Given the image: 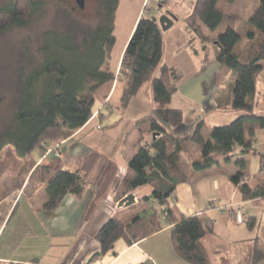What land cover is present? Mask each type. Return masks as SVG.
I'll list each match as a JSON object with an SVG mask.
<instances>
[{
    "label": "trees",
    "instance_id": "1",
    "mask_svg": "<svg viewBox=\"0 0 264 264\" xmlns=\"http://www.w3.org/2000/svg\"><path fill=\"white\" fill-rule=\"evenodd\" d=\"M96 1L94 27L75 24L70 25L69 33L44 32L36 58L29 61L32 67L26 73L23 69L19 72L13 116L0 128V202L11 192L10 181L3 175L15 171L17 162L31 157L33 151L50 152L81 128L93 115L95 92L115 78L110 62L118 0ZM236 1L195 0L184 20L191 50L199 53L195 46L198 40L204 52L203 64L211 56L218 66L212 90L215 109L242 111L227 124L213 125L208 134L204 133V119H194L170 105L178 88L175 74L163 62L161 28L152 19L156 16L146 14L147 10L138 18L118 67L117 77L124 81L119 108L125 109L143 91L151 100V111L134 122L138 139L118 195L138 193L139 201L151 199L154 205L135 211L138 201L121 218L107 219L95 234L100 254L111 251L118 239L131 245L171 225L170 236L179 257L189 264H211L201 239L212 232V222L202 213L176 214L169 202L176 186L189 182L193 173L210 169L219 157L229 161L235 156L257 155V176L264 177V152L254 146L257 132L264 128V116L259 112L264 93L258 78L264 69V0H250L256 4L252 12L249 4L243 12L235 11ZM39 6V1L15 0L1 7L0 30L25 26ZM77 31L82 35L79 39ZM243 38L246 43L235 50ZM202 91L209 93L205 81ZM191 123L192 128L183 130ZM187 142L199 148V158L184 149ZM235 164L237 170L230 181L239 187L242 199L264 200V181L250 186L244 160L238 158ZM29 170L25 188L32 185L35 172L39 174L36 181L44 186L46 199L41 209L56 208L65 195L83 194L84 171L53 169L43 163L31 164ZM244 224L251 230L257 227L254 217L245 218ZM263 260L264 245L255 236L239 264ZM220 264L229 261L222 258Z\"/></svg>",
    "mask_w": 264,
    "mask_h": 264
},
{
    "label": "crops",
    "instance_id": "2",
    "mask_svg": "<svg viewBox=\"0 0 264 264\" xmlns=\"http://www.w3.org/2000/svg\"><path fill=\"white\" fill-rule=\"evenodd\" d=\"M243 1V7L238 12H243L250 0ZM253 1L256 3V0ZM194 2L195 0H118L114 35L118 28L117 12L122 3L126 4L127 13L121 20L124 22V32L121 33L123 46L117 61L111 65L115 78L101 85L95 92L93 115L81 128L61 141L55 150L48 153L35 150L31 154L35 164L43 163L53 169H79L86 172L83 194L81 197L65 195L56 208L44 210L41 209L46 199L44 186L35 181V184L25 188L28 173L16 180L13 178L10 181L11 192L0 202V264H189L175 251L170 236L171 225H165L160 231L131 245L118 239L113 243L112 250L103 255H95L96 252L100 253L95 234L107 219L121 218L129 210V206H121L112 211L113 199H120L116 198L119 189V185H116L117 169L119 166L127 168V160L135 151L138 129L134 122L151 111L150 98L146 96L144 100L140 94L132 98L125 109L119 108L124 81L117 74L123 50L138 18L145 14V10L146 14L156 17L166 12L175 16L171 27L161 30L163 48L169 35H180L181 28L185 44L190 48L184 20L191 13ZM179 21L183 24L176 27ZM213 65L212 74H215L218 66L216 63ZM198 73L192 74L198 76ZM263 73L264 69L259 74V80H263ZM203 82L201 78L197 80L198 98L185 89L182 96L189 104L195 103L190 104L192 107L209 104L215 109L212 89L204 95ZM179 87L177 84V92ZM259 110L264 116V97ZM197 115L205 121L202 107L198 109ZM193 125L187 124L183 126V130L192 128ZM254 146L259 152H264V128L257 132ZM221 158L224 159L218 158L215 169L211 167L204 172H195L189 182L178 184L170 208L176 214L186 216L202 213L211 220L212 232L201 239L211 264H220L222 258H227L231 264L230 255H225L231 248L236 249L239 264L250 239L258 236L259 243L264 245V200H243L239 187L230 181V175L237 170V166L224 173L219 166ZM238 158L245 162L246 182L250 186L263 181L262 176H257V155L235 156V159ZM232 160L234 159L231 158L228 162ZM221 172L225 176H217ZM147 192L148 190H144L145 194ZM136 196L134 204L139 201L140 195L136 193ZM138 205L135 211L154 205V201H139ZM236 209L243 211L244 219L254 217L257 227L251 230L244 223H237ZM229 223L234 225L229 226ZM259 264H264V260Z\"/></svg>",
    "mask_w": 264,
    "mask_h": 264
},
{
    "label": "rangeland",
    "instance_id": "3",
    "mask_svg": "<svg viewBox=\"0 0 264 264\" xmlns=\"http://www.w3.org/2000/svg\"><path fill=\"white\" fill-rule=\"evenodd\" d=\"M15 0H0V8L5 7L11 4ZM41 3L37 13L31 18V20L22 27H13L8 29L0 30V128L7 124L12 116L15 109V99L17 96L15 90V84L19 77L20 70L23 69L24 73L28 72L32 67V64L29 63L31 58H36V51L38 47L42 44V35L44 32L49 30H55L60 33H69L70 25L78 24L80 26L85 27H94L97 22V1L96 0H84L83 7L73 10L71 8L76 0H35ZM243 0H237L233 6L235 11H239L243 7ZM249 12L256 7V4L249 2ZM127 13L126 4H121L118 9V28L116 29V40L115 45L111 54V62L110 66L114 65L117 61L118 55L123 46V37L122 34L124 32L123 26L124 22L121 21L125 18ZM249 15V14H246ZM183 22L179 21L175 25L176 27ZM175 27V28H176ZM173 27V29H175ZM221 28H224L223 26ZM182 33L176 36V33L173 35H169L167 40L165 41L164 46V56L163 62L167 63L168 68L171 69L170 73L175 74V81L178 86L180 85L179 92L175 93L170 101V105L172 107H180L183 110V113L191 114L196 117L195 119L201 118L197 115V111L200 107L205 114V128L204 133L208 134L210 128L213 125H224L229 123L232 119H234L237 115L242 113V111L235 110H215L214 107L209 106V104L199 106H190V104L195 105V103L190 104L185 100L182 93L185 91L190 92L191 95H194L195 98H198V85L197 80L199 78L206 81L209 86V91L213 90L214 86V75L212 74L214 69V62L212 61V57L208 56L206 64H203L204 52L200 49V42L197 40L195 46L198 50V54H195L191 48H189L185 43L186 39L184 36V32L181 28ZM205 33H208V29L204 27ZM77 39H79L82 35L79 31H77ZM246 39L243 38L241 42H239L235 48V50H240L241 47L246 43ZM181 45L179 46V44ZM179 46V47H178ZM211 55L212 51L209 52ZM196 72L198 76L194 75ZM194 73V74H192ZM263 80H259L261 82L260 86L263 87L264 90V73L262 74ZM177 77V78H176ZM185 85V86H183ZM184 87V88H183ZM140 96H143L145 100L146 95L145 92H141ZM192 107V108H190ZM199 107V108H198ZM191 109V110H189ZM261 113V110H259ZM244 113V112H243ZM184 125L186 123H183ZM188 128L187 130H189ZM184 149L192 154H194L195 158L200 157L199 148L191 143L187 142L183 145ZM57 147L54 148V150ZM48 153V152H47ZM58 154V152H56ZM46 155V154H45ZM44 156V155H43ZM42 156V157H43ZM234 160L228 162L224 159H220L219 166L221 171L224 173L226 171H230L233 167H235V157ZM35 160L31 157H25L20 159L17 163V167L15 171L6 172L3 176H6L8 181L19 179V176H25V173L30 175L32 167L37 166L35 164ZM119 170H124L125 167L119 166ZM212 168H216V164L212 166ZM251 169V168H250ZM127 173V168L123 176ZM224 173H219L217 176H225ZM252 173V169L250 171ZM120 174V173H119ZM27 175V176H28ZM118 175V174H117ZM32 184H35V181L39 178L38 172H35L33 175ZM121 176V175H120ZM117 176L118 184L121 185L122 178ZM259 176V175H258ZM261 180L264 181V177H261ZM121 187V186H120ZM118 188V187H117ZM118 192V191H117ZM116 192V193H117ZM135 201L137 199L136 193ZM116 198H119L117 193ZM123 198V197H122ZM120 198L118 202L122 199ZM174 199L170 198L169 202L171 203ZM115 199H113L111 204H114ZM121 207V206H119ZM118 210V209H116ZM240 210L243 215V211L241 209H236V212ZM244 218V216H243ZM237 222V221H236ZM238 223V222H237ZM229 226H233V223H229ZM6 233V232H5ZM3 238V237H2ZM236 249L227 250L225 255H230L231 264H237L238 258L236 256Z\"/></svg>",
    "mask_w": 264,
    "mask_h": 264
},
{
    "label": "water",
    "instance_id": "4",
    "mask_svg": "<svg viewBox=\"0 0 264 264\" xmlns=\"http://www.w3.org/2000/svg\"><path fill=\"white\" fill-rule=\"evenodd\" d=\"M83 1L84 0H77V4L82 8L83 7ZM153 20L157 21L159 24L161 30H167L171 27L173 20H175V16L171 12H166L161 14L158 17H152ZM135 202V194L129 193L126 196H124L119 202L118 206H124L128 207ZM99 252H96L95 255H99Z\"/></svg>",
    "mask_w": 264,
    "mask_h": 264
},
{
    "label": "built area",
    "instance_id": "5",
    "mask_svg": "<svg viewBox=\"0 0 264 264\" xmlns=\"http://www.w3.org/2000/svg\"><path fill=\"white\" fill-rule=\"evenodd\" d=\"M47 152H49V150L47 151ZM46 152V153H47ZM118 170H119V168H118ZM125 170H126V168L122 171V170H120L119 172H118V175L117 176H122V177H124L123 175H124V173H125ZM120 173V174H119ZM120 176V178H122ZM112 205V211L114 212L116 209H118L119 208V206H118V201H115L114 202V204H111ZM236 221L238 222V223H244V218H243V215H242V212L240 211V210H238L237 212H236Z\"/></svg>",
    "mask_w": 264,
    "mask_h": 264
},
{
    "label": "flooded vegetation",
    "instance_id": "6",
    "mask_svg": "<svg viewBox=\"0 0 264 264\" xmlns=\"http://www.w3.org/2000/svg\"><path fill=\"white\" fill-rule=\"evenodd\" d=\"M78 6H79V5L77 4V0H76V3H74V5H72L71 8H72L73 10H76V9L79 8ZM80 8H81V7H80Z\"/></svg>",
    "mask_w": 264,
    "mask_h": 264
}]
</instances>
